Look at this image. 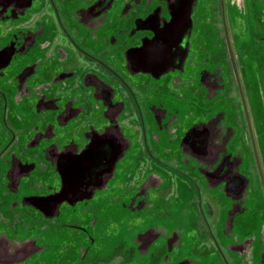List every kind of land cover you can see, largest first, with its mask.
<instances>
[{"label": "flooded vegetation", "instance_id": "flooded-vegetation-1", "mask_svg": "<svg viewBox=\"0 0 264 264\" xmlns=\"http://www.w3.org/2000/svg\"><path fill=\"white\" fill-rule=\"evenodd\" d=\"M0 264H264V0H0Z\"/></svg>", "mask_w": 264, "mask_h": 264}]
</instances>
